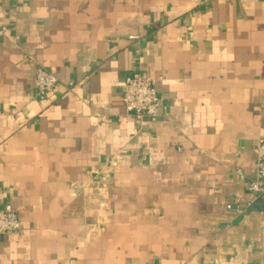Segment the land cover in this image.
Instances as JSON below:
<instances>
[{
    "label": "crops",
    "instance_id": "obj_1",
    "mask_svg": "<svg viewBox=\"0 0 264 264\" xmlns=\"http://www.w3.org/2000/svg\"><path fill=\"white\" fill-rule=\"evenodd\" d=\"M0 25V264H264V0H0Z\"/></svg>",
    "mask_w": 264,
    "mask_h": 264
},
{
    "label": "built area",
    "instance_id": "obj_2",
    "mask_svg": "<svg viewBox=\"0 0 264 264\" xmlns=\"http://www.w3.org/2000/svg\"><path fill=\"white\" fill-rule=\"evenodd\" d=\"M6 30V26L0 25V36L4 35ZM34 83L39 90V97L43 99L57 85L58 77L49 70L38 67ZM123 102L127 113L134 116L138 121L156 120L159 117L161 96L156 87L155 79L145 77L138 72L128 74L125 78ZM246 183L253 200L264 199V139L257 146L256 172L251 179L246 180ZM227 208L235 210L239 214L244 212L240 199L228 204ZM21 228L22 217L12 205L7 203L0 207V235L15 233Z\"/></svg>",
    "mask_w": 264,
    "mask_h": 264
}]
</instances>
